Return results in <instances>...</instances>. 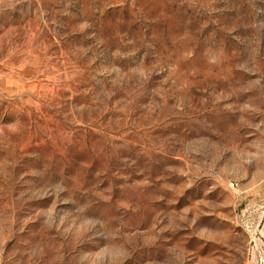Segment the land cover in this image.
Instances as JSON below:
<instances>
[{"label": "rangeland", "instance_id": "rangeland-1", "mask_svg": "<svg viewBox=\"0 0 264 264\" xmlns=\"http://www.w3.org/2000/svg\"><path fill=\"white\" fill-rule=\"evenodd\" d=\"M264 0H0V264H255Z\"/></svg>", "mask_w": 264, "mask_h": 264}, {"label": "built area", "instance_id": "built-area-1", "mask_svg": "<svg viewBox=\"0 0 264 264\" xmlns=\"http://www.w3.org/2000/svg\"><path fill=\"white\" fill-rule=\"evenodd\" d=\"M253 255L256 257L255 264H264V241L258 237L257 231L251 234Z\"/></svg>", "mask_w": 264, "mask_h": 264}]
</instances>
